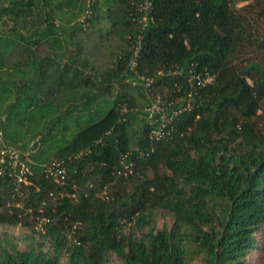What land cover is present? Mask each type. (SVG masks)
Segmentation results:
<instances>
[{
  "label": "trees",
  "instance_id": "obj_1",
  "mask_svg": "<svg viewBox=\"0 0 264 264\" xmlns=\"http://www.w3.org/2000/svg\"><path fill=\"white\" fill-rule=\"evenodd\" d=\"M86 1L0 0L2 140L39 141L21 194L0 176V227L30 230L0 233V264H250L264 246L260 7L91 0L83 26Z\"/></svg>",
  "mask_w": 264,
  "mask_h": 264
},
{
  "label": "built area",
  "instance_id": "obj_2",
  "mask_svg": "<svg viewBox=\"0 0 264 264\" xmlns=\"http://www.w3.org/2000/svg\"><path fill=\"white\" fill-rule=\"evenodd\" d=\"M91 0L86 1L85 8L79 19V21L86 25L85 21L90 17ZM140 78V77H139ZM141 80H143L141 78ZM159 103L155 101L148 109L149 117H152L154 113H159ZM152 136H159V132H152ZM39 146L38 138L31 141L28 148L25 151L18 150L13 147H9L3 143L2 133L0 131V176H7L12 178L17 186V193L21 194V186L26 183L28 177L32 175L29 163H31L30 155L34 154ZM121 161L122 169L118 170V174L126 175L130 173V164H125ZM44 172L47 176L52 177L54 181L60 185L65 182V169L61 162L51 161L49 164L44 165Z\"/></svg>",
  "mask_w": 264,
  "mask_h": 264
},
{
  "label": "rangeland",
  "instance_id": "obj_3",
  "mask_svg": "<svg viewBox=\"0 0 264 264\" xmlns=\"http://www.w3.org/2000/svg\"><path fill=\"white\" fill-rule=\"evenodd\" d=\"M248 3H253L255 6L260 7V11H259L260 13H258V11H255V14H257L256 24L252 25V27H253L252 29L257 30L259 33L264 32V0H240L237 3V7H242L244 5H247ZM251 17H252V15H251ZM140 98L142 99L141 96H140ZM25 141H28V138L25 139ZM51 159H54V158L49 157V160H51ZM99 195L102 196L103 193L99 192ZM164 223L169 225L170 220L167 217L160 218L157 222L158 228L162 227ZM29 231L30 230L26 227H9V226L0 227V233L6 232V233H9L10 235H12L16 238H18V237L25 238L27 235H30ZM263 239H264V234L261 235V240H263ZM19 245L21 247H23L24 243H19ZM114 261L115 260L112 259V262H114ZM249 263L250 264H264V246L262 247V249L257 250L254 254H252L249 257Z\"/></svg>",
  "mask_w": 264,
  "mask_h": 264
}]
</instances>
